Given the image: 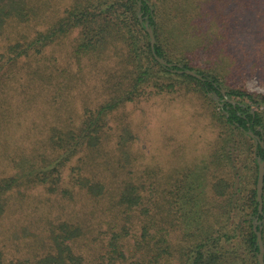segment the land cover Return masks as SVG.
<instances>
[{"label": "trees", "instance_id": "1", "mask_svg": "<svg viewBox=\"0 0 264 264\" xmlns=\"http://www.w3.org/2000/svg\"><path fill=\"white\" fill-rule=\"evenodd\" d=\"M212 1L72 0L46 30L27 37V23L37 15L31 0H0V90L22 59L74 31V57L112 49L121 67L111 96L85 109L77 125L68 115L38 137L27 130L11 133L7 127L14 122L0 114V264H164L172 254L176 264H259L254 227L264 250V179L261 212L256 200L258 163L264 161V94L249 92L245 81H264V28L254 35V54L235 60L225 18L207 9ZM224 1L253 10L263 0ZM171 74L187 83L188 92L217 99L211 101L218 132L210 154L162 183L148 169L146 176H126L116 160L105 167L113 174L108 182L99 162L106 117L149 87L176 91L180 83L165 79ZM29 189H43L47 202L54 196L65 205L87 197L98 209L88 208L81 219L72 212L52 225L47 216H35L34 227L24 221L34 215L22 195ZM22 223L29 233L14 236ZM262 259L264 264V251Z\"/></svg>", "mask_w": 264, "mask_h": 264}, {"label": "rangeland", "instance_id": "2", "mask_svg": "<svg viewBox=\"0 0 264 264\" xmlns=\"http://www.w3.org/2000/svg\"><path fill=\"white\" fill-rule=\"evenodd\" d=\"M31 2L37 15L27 23V37L46 30L72 0ZM207 9L217 17L225 18L231 29L233 39L229 49L235 60H244L249 53L254 54V35L264 28V0L253 10L224 0L212 1ZM77 36L78 32L74 31L44 48L41 54L22 59L8 86L0 90V114L15 124L13 129L7 127L11 133L27 130L43 137L50 127L60 125L68 115L72 124L77 125L85 109L94 110L111 96L121 77L119 52L110 49L100 55L78 59L72 55ZM165 79L179 82L177 90L158 93L149 87L138 100L125 104L106 117V137L99 162L108 182L114 179L105 167H112L116 160L124 164L126 176L131 171L136 176L142 175L148 169L162 183L169 174L175 175V170L198 164L210 154L218 132L211 118L214 105L211 101L217 99L210 95L212 100L209 101L197 93L188 92L185 89L187 83L173 74ZM245 88L249 92L264 94V81L253 76L245 81ZM19 142L17 139L10 144ZM116 143H119L118 152ZM24 191L23 198L27 197L26 201L32 208L27 212L34 213L30 220L24 221L34 227L35 216H47L52 225L67 219L72 212V217L75 215L81 219L88 208L90 212L98 209L92 207L87 197L78 196L77 203H70L71 206L65 205V201L54 200V196L47 202L45 199L50 195L43 189ZM13 199L17 202V195ZM34 207H40V211ZM26 223H22L13 235L21 233L26 236L29 233ZM170 241L175 248L176 238ZM174 255L164 264H176Z\"/></svg>", "mask_w": 264, "mask_h": 264}, {"label": "water", "instance_id": "3", "mask_svg": "<svg viewBox=\"0 0 264 264\" xmlns=\"http://www.w3.org/2000/svg\"><path fill=\"white\" fill-rule=\"evenodd\" d=\"M147 33L150 39V45L153 48L154 45V36H153V32L150 28H147ZM156 61L165 66V67H169V64H166L164 60L158 58L155 56ZM181 73V72H179ZM186 74L195 77L197 79H201V77L199 75H197L195 72L193 71H185ZM263 179H264V161L263 162H259L258 163V174H257V182H256V200L258 203V211L261 212V208H262V188H263ZM254 231L256 232V236H257V243H258V248H259V253L257 255V259H258V263L259 264H263V245H262V240H261V234L259 231H256L255 227H254Z\"/></svg>", "mask_w": 264, "mask_h": 264}]
</instances>
